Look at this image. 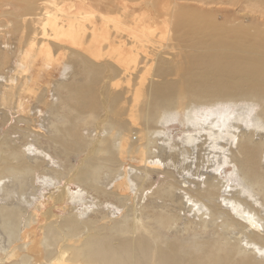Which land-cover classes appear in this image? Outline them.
<instances>
[{
    "label": "bare ground",
    "instance_id": "6f19581e",
    "mask_svg": "<svg viewBox=\"0 0 264 264\" xmlns=\"http://www.w3.org/2000/svg\"><path fill=\"white\" fill-rule=\"evenodd\" d=\"M5 1L12 4L13 0ZM19 1L27 5L22 7L21 21L17 20L23 30L22 38L33 50L32 55L40 49L45 56L39 53L40 58L36 60L51 64L52 50L47 53L43 46L48 37L47 42L59 45L70 56L76 74L72 81L62 82L56 90L61 103L46 100L44 91L37 88V100L54 117L49 124V136L34 125L38 119L17 118L28 125L25 132L28 130L52 141L51 145L67 161L64 170L52 169L56 180L65 182L58 193L50 195L53 204L47 210L42 211L39 203L30 211L35 193L31 187L45 162L40 158L32 161L27 156L28 151L12 144V138L0 136V264H264V256L259 258L255 246L264 249V218L256 205L234 197L228 205L235 211L224 209L217 202L224 185L218 175L192 188L189 181L179 182L172 172L160 168L169 166L172 161L185 171L191 152L185 154L183 150L184 155L180 157L176 151L166 157L168 160H163L155 150L159 147L156 135L160 134L159 124L163 118L179 109L189 111L193 104L202 111L201 106L219 102H256L262 107L258 116L264 117V52L254 53L237 37L229 39L225 32L214 33L217 22L195 19L193 14L197 11L192 10L190 4L178 6L175 0H162L169 7L166 11L160 0H122L141 2L137 6L149 9L151 14H145V22L130 15L128 7L120 5L119 0H96L98 5L111 4L109 12L118 16L113 20L91 6L93 0L79 4L78 0ZM195 1L210 7L225 4L224 0ZM228 1L234 4V0ZM263 4H254L250 11L264 13ZM171 5L174 8L171 9ZM162 13L170 17L172 27L166 28L168 34L157 32L152 26ZM95 18L106 26L113 22L114 25L110 24L113 33L106 26L98 27V23L92 21ZM148 18L151 21L146 20ZM169 49L178 51L170 54ZM5 57L0 54V69L5 66ZM21 69L17 72L25 73ZM78 76L83 78L77 79ZM25 78L27 82V76ZM24 84L16 87L12 84L7 92L12 98L5 94L7 100H2L0 105L8 108L17 94L21 96L31 91ZM24 104L22 101L19 107ZM227 111L223 110L225 113L208 125L215 130L209 132L213 142L226 137L222 130L229 129L226 120H231ZM195 115L187 113L190 125L196 127L203 119ZM207 115L204 118L209 120ZM3 117L9 118V113L4 111ZM231 134L227 133L236 140L237 152L232 150L228 159L247 189L249 187V198L253 196L258 200L261 196L260 203L264 205L263 144L253 141V132ZM195 137L186 136L185 143H195ZM129 161L134 168L130 170L131 178L126 171ZM137 163L140 165H134ZM156 171L164 172L167 179L149 195L151 200H163L164 205L162 208L150 203L138 206L140 192L145 196L148 187L154 185L151 176ZM104 178H117L119 182L109 191ZM72 184L106 200H115L123 211L115 216L111 210L110 213L93 210V215L87 216L91 210L86 209L87 217H84L76 208L64 207L67 212L57 215L59 204L76 201L69 191ZM177 191L182 193V198H177ZM10 198L12 200L8 201ZM175 200L195 212L197 222L189 221L183 230L176 228L181 215L167 204ZM5 201L7 203H1ZM234 228H239L249 243H245V237L231 236ZM251 244L254 248H249Z\"/></svg>",
    "mask_w": 264,
    "mask_h": 264
},
{
    "label": "rangeland",
    "instance_id": "374dc122",
    "mask_svg": "<svg viewBox=\"0 0 264 264\" xmlns=\"http://www.w3.org/2000/svg\"><path fill=\"white\" fill-rule=\"evenodd\" d=\"M119 1L121 3L120 5H122V6L124 5V6L128 7L127 11L130 15L136 16L138 19H142V21H144V22H145L144 19L146 17L145 14H147V13L151 14L150 11H148L149 9H144V6H137L141 2L135 3V2H126V1H122V0H119ZM164 1L166 2V0H164ZM164 1L160 0L159 3L163 7L165 5L164 11H166L167 8H169V7L167 4H164L165 3ZM82 2H84V1L80 0V2H79V0H78L77 4L82 3ZM95 2H96V0L91 1V3H90L91 6L99 9L100 11H98V10L97 11L102 13L103 15L107 16V18L109 20H113V19H116L115 17H118L116 13L114 14V13H112V11L109 12V10L112 9V7L110 6L111 5L110 3L108 4V2H107V3H104V5L103 4L98 5V2H96V3ZM174 2L178 3V6H185V7L186 6L188 7V4H190L189 5L190 8H192V10L197 11L196 13H198V14H196V13L193 14L195 19H197V20H202V22H204V23H206V22H217L216 28L213 30L214 33L220 32V31L225 32L226 36L229 39H231V38L235 39V37H237L238 39H240L242 41L241 43L243 45H247L248 48H250V50H252L254 53L264 52V13L260 14V13L250 11L253 8L252 6L254 4L259 5L261 2H264V1L234 0V4H229L228 0H224L225 4L218 5V6L214 5L213 7L201 5L195 0H191V1H186V0L176 1L175 0ZM162 3H163V5H162ZM22 4H24V5H22ZM25 4H26L25 2L23 3V1L20 2L19 0L18 1L13 0L12 4L7 3L5 0L4 1L0 0V37H1L0 41L2 42V43L0 42V54H1V56H3V59L6 56L5 57L6 62L4 63L5 66L2 67V69H0V98H3V99H0V104H2V100H4V99L7 100V96H8L7 92L9 91L10 87H12L13 85L15 87L17 85L20 86L24 82L28 85L27 86L26 84H24L27 87V90L28 89L31 90L29 92L27 91V92L23 93L21 96L19 95L20 93L17 94L14 102H10V103H12V104H10L12 107L9 105L8 108L7 107L5 108L2 105H0V136H2V137L9 136L10 139L12 138L11 139L12 144L22 147V149L25 150L26 152L28 151L27 156H29L30 159H32V161L37 160L35 158H40V160H43L45 162V166L41 169L42 173H41V171H39L36 174L35 182H33V184H32L31 189L33 191H35V193H34V196L32 197L31 207H30L31 208L30 211H33V209L35 207H37L38 204L40 203L42 205V208H43L42 211H45L49 207H51V205L53 204L52 199L50 198V195L53 193H55V194L58 193L60 191V188L63 186V184L65 182L64 180H61L62 183H60L58 180H56V178L52 172V169H57V170H61V171L64 170V168L66 167L65 165L67 164V161L64 160V158H63V156H61L60 152L56 148H54V145H51L52 141L47 140L45 137H42V136H36L32 132L30 133L28 130H26V132H25V129H28V125L23 120L19 121V119H17V118L25 117V116L30 118L32 116L31 119H38V120H35L34 125L37 127H40L41 131L43 130L42 133L45 132L44 134H47L49 136V134L51 132V128H50L49 124H51L50 121H52L54 119V117L52 116V113L49 112L45 108V106L43 107L39 103V101L37 100L38 99V93H36L37 88L40 90L42 89L41 90L42 92L44 91V94H45L44 96H45L46 100L49 99L50 102H53L56 104V103L60 102V97H59L60 95L57 94L58 92L56 93V90L57 89L59 90V85L64 81L65 82L72 81L73 80L72 79L73 74H76V71L73 69V67H71L72 66L71 64L74 65V62H71L69 60L70 56L66 55L64 49L62 50L59 45H54L50 41L47 42V40L49 39L48 37H45L46 40L43 42V46H44V49H46L47 53L49 52V50H52V56H51V58H49V59H52L51 64H48L49 65L48 66L45 63H43L41 59L36 60V57L40 58L39 57L40 54L44 55L43 53L40 52L41 51L40 49L37 50V52H34V53H36V54H34L35 56L32 55L33 50L31 48V46L27 45V43H26L27 40L25 38H22L21 31L23 32V30L20 29V26L18 25V20H17V18H18L21 21V19L19 17L22 15L21 13H23V8L27 6ZM19 5H21V6L18 7ZM203 6H205V7H203ZM136 7H137V9H135ZM170 8L171 9L174 8V5H171ZM104 9H105V11H104ZM262 9H264V4L262 5ZM137 11H138V13H137ZM96 19L97 18H95L92 21H94L95 24L98 23L97 24L98 27L103 28L106 26L104 24V22L102 23L98 20L99 17L97 20ZM161 19L163 20V22ZM191 19H193V18H191ZM146 20L151 21V19H149V18ZM157 22H156V24L152 25L154 27V29H156L157 32H160L163 34H165V33L168 34V32H169L168 29H171V27H172L171 22H170V17L167 16L166 13H162L161 17L159 16ZM99 23H101V24H99ZM87 24H89V22H87ZM108 24H109V26H106V28L111 33H113V31L110 29L111 27H113L111 25H114L113 22H109ZM28 26H29V28H31V24H29ZM167 27H169V28L166 30ZM134 28H135V24L132 26V29H134ZM171 32H172V30H170L169 37L171 35ZM119 38H121V37H119ZM47 47L48 48L52 47V48L48 49ZM56 50H58V51L56 52ZM169 50H170V52H167V53H170V54H174V53H176V51H178V49L176 51L171 50V49H169ZM169 50H167V51H169ZM29 51L31 54L29 53ZM3 54H5V55H3ZM27 55H29V56H27ZM31 55L33 57H30ZM55 58L56 59L58 58V60H55ZM23 60H25V62ZM30 60H32V61H30ZM177 61H179V57H177ZM23 64H25V65H23ZM27 65H30V66L28 67ZM21 68H23V69H21ZM20 69H21L22 73H23L22 70H24L25 73H23V74L18 73L17 71L20 72ZM77 73H78V71H77ZM18 74H20V75H18ZM65 75H67V76H65ZM12 76L13 77L15 76V77L12 78ZM25 76H27V82H26ZM18 77L21 80H19ZM33 78H34V80H33ZM79 78L81 79L83 77L78 76L77 79H79ZM66 79H67V81H66ZM29 86H30V88H29ZM32 88H34V89L32 90ZM1 95H2V97H1ZM8 98H12V96L9 95ZM21 100L23 101V104L25 103L23 107H19L20 103L22 102ZM13 103H15V104L13 105ZM60 106L62 107L61 104H60ZM190 107H191V108H189L190 113L192 115H195V114L198 115L199 118L196 115L195 116L198 119H203V121L200 122V124H197L196 127L192 124L190 125L189 118L187 117V113L189 111L185 112V111H183V109H179L178 112L171 113V115L164 117L163 121H161V123H160L161 125L159 124V126H160L159 127V129H160L159 133L160 134L156 135V137L159 139L158 140L159 147H158V149L157 148L155 149V150H158V152L160 153V155L162 157L161 159H163V160H168V158H166V157H170L171 155H169V154H173L176 151L178 152L179 156L184 155V154H182L183 150H184V152H186L185 154L191 152V154H189L190 158L188 160L189 167L186 169L187 171L186 170L184 171V170L180 169V167H178V165L176 163H173L171 161L169 166L161 165L162 167H160V168H162L164 170L166 169V171L172 172L175 180H177L179 182L182 180H186L187 182L189 181L190 183L188 182V184L192 188L197 187L196 184H198L199 182L202 184L204 182H206L208 177L211 178V177H214V175H218L219 182L224 183V185L222 186V191L220 193L221 197L217 200V202L220 203L224 209L231 210L234 212L235 209L233 207H231L230 205H228V203H230L234 197H241V198L247 200L248 202L252 203L254 206L256 205L255 207H257V209L260 210L261 215L264 218V205H261V203H260L261 196L257 197L258 200H255V198L253 196H252L253 199L249 198V196H248V193L250 192L249 187L247 189L246 185H244L243 181H241L240 176H238L236 168L234 167V165L232 163H230V161L228 159L230 157L229 155H231L230 153L232 150L237 152V150H236L237 144H236L235 139H233L229 135H227V133H229V134L232 133L231 136H233L235 132L237 135H241L244 133L249 134V133L253 132L254 133L253 141L255 143H258V144H260L262 142V144H263V150H262L263 156L261 159V164L264 168V117L258 116L260 114L261 109H262L261 104L256 103V102H246V101H242V102L240 101V102H236V103L235 102H232V103L229 102V103H223V104L221 102H219V103L213 104V105L201 106V108L203 109L202 111L199 110L200 107L197 106L198 108H196V106L194 104L191 105ZM227 109H228V111H227ZM223 110L228 112L229 120L231 119L230 121L226 120V126L229 129L224 128L222 130L223 134H226V137L221 138V139H217L215 142H213L212 136L209 135V132L215 131V130L212 129V127H209V126H211V124H209V123H211V121H216L217 117H219L223 113H225V112H223ZM4 111H7L9 113V118H7L8 120L3 117ZM178 113H180V114H178ZM211 113L213 115H211ZM23 114H24V116H23ZM207 114H210V116H208ZM206 115L208 117H210L209 120L206 119L207 118ZM204 117H206V118H204ZM3 119H5V121H4L5 123L1 122ZM231 123H232V126H230ZM257 125H258V127H256ZM88 133L89 132H87V134ZM85 134H86V132H85ZM190 134H192V136H194V137L196 136L195 137V143L187 145L185 143V139H186V136H190ZM205 140H206V142H205ZM214 145L217 146V149H212V146H214ZM44 151L47 154H45ZM38 152L40 153L41 157L38 156V154H39ZM59 156L62 159L59 158ZM208 160L210 162H208ZM172 163H173V167H172ZM175 164H176V166H175ZM132 165H133L132 162L129 161V163L126 166L127 172H130V170L134 169L131 167ZM134 165L138 166L140 164L137 163ZM46 169H47V171H46ZM222 171H224V172H222ZM131 172H130V174L128 173L130 178L133 177L132 176L133 174L131 175ZM133 173L135 174L137 172L134 171ZM138 173L141 174L140 172H138ZM105 179L106 178H104V181H105ZM151 179H152L151 182H154L153 183L154 185L152 187L151 186L148 187L149 191L147 190L144 194L146 197L143 196L142 193L140 192V197L138 196V199H137L138 203L137 204H138V206H140V205L145 206V204L147 205L150 203L152 205L155 204L157 206H160L159 208H162V205H164L163 200L157 199V198H155V201L151 200V197L149 194H151L153 192V190L159 188L161 186V183L163 182V180L167 179V177H166L164 172L156 171L151 176ZM117 180H118L117 178H115L114 180L106 179V181H108V184H106L107 190L111 191L112 188H114L115 185L119 182V180L118 181ZM113 182H115V183H113ZM4 183L6 184V182H4ZM203 186H205V185H203ZM69 191L71 192V194H74L73 197L75 196L74 198L76 201L66 200V202L59 204L58 208H57V212H56L57 215L61 216L67 212L64 209V207L65 208L72 207V209L76 208L75 211L82 214L84 217H87L89 215H93V210H96L97 212L100 211V212H109V213L111 210V211H113V212H111V214H115V216H119L121 214V212L123 211L121 208H119V205L115 202V200H112V199L106 200L103 197H99V196L95 195L93 192L84 191L83 188L79 187V185H77V184H72L70 186ZM80 191H81V193H80ZM78 192H79V194H78ZM176 195H177V198L178 197L182 198V196H183L180 191H177ZM143 197H145V198L143 199ZM139 198H142V199L140 200ZM11 200H12V198L8 199V201H11ZM14 200L16 201L17 204H20V203H18L19 201H17L18 199L17 200L14 199ZM79 200H82V201H79ZM109 201H112V202H109ZM179 201L175 200L176 203L175 202L172 203L171 201L170 202L168 201L167 204L173 210H175L176 212H179V214L181 215L182 219L178 222L179 224H177L175 227L183 230L186 223L188 224V222L192 221V220H196V222H197L198 218H195L196 214H195V212H192L191 209L188 210V208L186 206L182 207L181 204H178ZM140 202L142 204H140ZM1 203H7V201L1 202ZM184 204H186V201H184ZM178 205H180V206H178ZM86 209H88V210H86ZM85 210L88 212H89V210H91V212H89V214H87V213H85L86 212ZM86 214H87V216H86ZM230 235L233 237L235 236L236 238H242V239L245 237L243 240L245 241V243H249V240L247 239V237L244 234L240 233L239 228H234L231 231ZM252 245L253 244L249 245V248H251V247L254 248V246H252ZM255 246H256V250L258 249L257 252L260 254L259 258H262L264 256V249L257 247L258 245H255Z\"/></svg>",
    "mask_w": 264,
    "mask_h": 264
}]
</instances>
